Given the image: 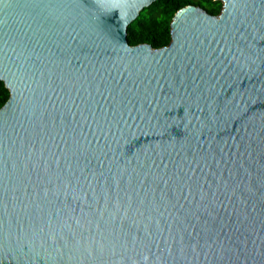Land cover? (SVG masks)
Here are the masks:
<instances>
[{
	"label": "water",
	"instance_id": "obj_1",
	"mask_svg": "<svg viewBox=\"0 0 264 264\" xmlns=\"http://www.w3.org/2000/svg\"><path fill=\"white\" fill-rule=\"evenodd\" d=\"M0 0V264H264V0Z\"/></svg>",
	"mask_w": 264,
	"mask_h": 264
},
{
	"label": "trees",
	"instance_id": "obj_2",
	"mask_svg": "<svg viewBox=\"0 0 264 264\" xmlns=\"http://www.w3.org/2000/svg\"><path fill=\"white\" fill-rule=\"evenodd\" d=\"M201 5L210 13L220 14L222 0H156L145 7L139 16L128 26V39L131 44L150 43L155 48L168 45L172 39V21L176 13L188 4ZM9 89L0 79V107L8 100Z\"/></svg>",
	"mask_w": 264,
	"mask_h": 264
}]
</instances>
